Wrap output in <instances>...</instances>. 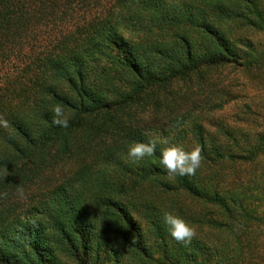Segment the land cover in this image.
Returning <instances> with one entry per match:
<instances>
[{"label":"trees","instance_id":"16d2710c","mask_svg":"<svg viewBox=\"0 0 264 264\" xmlns=\"http://www.w3.org/2000/svg\"><path fill=\"white\" fill-rule=\"evenodd\" d=\"M0 264H264V0H0Z\"/></svg>","mask_w":264,"mask_h":264},{"label":"clouds","instance_id":"9594fccd","mask_svg":"<svg viewBox=\"0 0 264 264\" xmlns=\"http://www.w3.org/2000/svg\"><path fill=\"white\" fill-rule=\"evenodd\" d=\"M53 120L52 123L67 128L69 127L70 118L65 114L64 108L57 104L50 109ZM167 143V142H165ZM156 152L154 142H137L132 144L128 149V156L133 162L143 160L145 157H152ZM159 166L166 172L169 178L175 176H193L202 166V154L200 147H195L191 151L178 144H173L161 149ZM21 199L25 197L24 190L18 189ZM3 195H7L4 193ZM163 224L169 236L180 243L190 242L195 235L194 228L183 218L171 212L163 214Z\"/></svg>","mask_w":264,"mask_h":264}]
</instances>
